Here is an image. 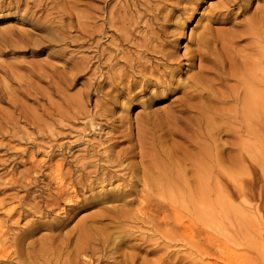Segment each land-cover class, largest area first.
<instances>
[{
    "label": "bare ground",
    "instance_id": "1",
    "mask_svg": "<svg viewBox=\"0 0 264 264\" xmlns=\"http://www.w3.org/2000/svg\"><path fill=\"white\" fill-rule=\"evenodd\" d=\"M111 1L104 0L102 9L117 30L111 40L117 53L111 54L110 48L106 57L108 47L103 48L106 59L100 58V65L109 62V69L99 82H93L99 97L93 113L82 114L92 118L95 131H103V124L95 123L98 117L116 115L119 105L130 121L133 104L139 102L138 108L143 109L137 111L136 123L124 130L129 145L120 150L109 146L99 162H83L76 165L77 170L71 162L69 167L65 160L55 162L49 152L42 160L32 153L24 161L31 163L26 172L13 173L5 184L27 186L33 173L40 171L47 181L40 197L8 195L12 200L19 198L8 207L6 197L0 200V264H104L108 260L169 264V241H187L186 218L195 217L196 233L203 232L200 225L218 228V205L231 220L248 218L229 197L222 200L223 187H233L242 195L258 189L264 195V6L243 29L225 30L215 24L229 20L232 6L243 2L246 9L251 0H207V7L205 0H189L192 12L187 17L173 16L179 31L169 38L165 31L172 16L165 4L159 14L144 21L147 26L160 18V30L152 28L144 37L138 36L137 42L131 30L136 20L124 4L118 12L108 10ZM31 7L30 0H0V46L16 49L25 43L24 34L15 26L28 17ZM121 11L125 12L118 16ZM33 24L49 32L52 28L46 20ZM180 35L189 38L183 55L178 52ZM42 36L36 47L56 38L52 33ZM127 44L136 47L138 54L128 51ZM4 68L0 70L9 75L19 67L10 63ZM97 73L95 66L93 75ZM179 92L181 96L173 102L176 106L160 102ZM13 93H0V102L10 100ZM140 111L145 115H138ZM64 113L60 114L63 119ZM16 123L0 106V147L11 149V129ZM88 166L96 169L86 171ZM89 208L97 210L69 228L71 212ZM61 210L67 217H61ZM139 223L154 233L137 247L155 245L152 252L166 250L167 258L138 262L139 254L131 253L119 260L115 254L124 241L121 235L127 226ZM157 233L167 240L154 239Z\"/></svg>",
    "mask_w": 264,
    "mask_h": 264
},
{
    "label": "rangeland",
    "instance_id": "2",
    "mask_svg": "<svg viewBox=\"0 0 264 264\" xmlns=\"http://www.w3.org/2000/svg\"><path fill=\"white\" fill-rule=\"evenodd\" d=\"M122 4L127 6V14L134 21L136 20L131 26L136 41L138 36L144 37L152 28L155 32L160 30L162 23L160 18L159 23H156L155 19V22L152 21L147 26L144 21L151 20L156 13L159 14L160 10L166 7L165 4L169 5L167 12L172 16V22L165 31L169 38L173 31L178 30L174 25L173 16L187 17V14L192 12L188 8L193 6L189 0H112L107 5V9H115L118 12ZM204 4L207 7L208 1L205 0ZM30 5L32 7L28 17L15 26L24 34L25 43L16 49L0 46V69L8 67L10 63L19 67L15 69L16 74L11 72L6 75L0 70V93L8 95L9 91L14 92L9 96L10 100L7 98L6 102H0V106L18 121L11 129V149L0 147V159L6 160L4 164L0 162V177L3 176L0 179V200L6 197L7 207L16 205L19 199H9L8 195L29 199L40 197L43 193L47 178L42 171L39 174L33 173V178L30 177L32 180L27 186L5 184L13 173L20 175L26 172L31 163L24 164V161L29 159L32 153L38 160H42L49 152L54 156L55 162L65 160L68 167L73 164L74 170H77L76 165L80 166L83 162L87 164L93 161L95 165L100 161L107 147L117 145L116 150H120L129 145V137L124 130L131 122L136 123V113L143 109L138 108L141 107L139 102L133 104V119L129 121L127 113L116 105V115L110 114L96 119L95 123L103 124V131H95L91 126L92 118L82 114V112L93 113L96 99L99 98L93 90V82H99L101 74L109 69V62L100 65V58L109 57L111 49L114 50L111 54L116 56L117 53L116 46L111 41L117 30L106 20L102 9L104 0H30ZM263 6L264 0H251V4H247V8L244 9L243 2H240L237 6H232L229 20L216 23L215 27L225 30L243 29L247 21L255 13H259ZM124 12L121 11L117 15L120 16ZM139 15L143 19L139 18ZM196 16L197 19L200 18L199 11L196 12ZM32 20L36 22L46 20L52 26L50 32L41 25L33 24ZM127 27H130V24H127ZM41 29L45 33H42ZM94 32L95 36H92ZM50 33L56 36L51 44L47 42L42 47L34 45L42 37L45 38L42 35ZM179 38L178 52L183 55L189 38L184 35H180ZM114 41L120 43L118 40ZM129 45H125V48L138 54L136 47ZM105 47H108L106 57L102 55ZM95 56L97 58L93 59ZM95 66L98 68V73L93 75ZM52 88L58 89V92H54ZM180 96L179 92L160 102L168 101L167 103L176 106L173 102ZM62 112H65V119L60 116ZM138 115L144 116L145 112L140 111ZM123 119L127 120L126 124L121 122ZM224 139L228 137L224 136ZM39 144L41 147L38 146ZM70 146L73 148L70 149ZM95 169L94 166H88L86 171L92 172ZM81 173V171L77 172V175ZM221 177L226 178L225 173ZM89 194L90 192L86 195ZM220 195L222 200H227L229 197L238 204L248 218L231 220L218 205L220 212L218 228L200 225L202 233H196V228L192 224L195 222L194 216L186 218L187 241L168 240L172 245L169 250V253L171 252L169 261L172 264H231L232 259L239 261L240 264H264V195L258 189L242 195L233 187H223ZM83 197L81 195V198ZM96 210L97 208H89L69 211L71 212L70 217L67 218L70 223L69 228L80 218ZM59 212L62 218L67 217L64 210ZM50 218L53 219L54 216ZM24 222L22 221L18 227H22ZM153 233L147 224L127 226L125 233L121 235L124 241L115 255L121 260L126 255L137 253L138 262L143 258L151 262H156L160 256L167 258L166 250L152 252L155 245L142 249L137 247L144 242L145 236ZM161 235L157 233L154 239L159 242L167 240ZM104 264L114 263L108 260Z\"/></svg>",
    "mask_w": 264,
    "mask_h": 264
}]
</instances>
